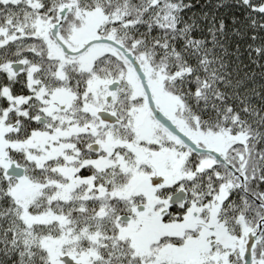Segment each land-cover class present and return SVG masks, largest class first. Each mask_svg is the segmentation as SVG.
Returning <instances> with one entry per match:
<instances>
[{"label":"snow or ice","instance_id":"6c2138e0","mask_svg":"<svg viewBox=\"0 0 264 264\" xmlns=\"http://www.w3.org/2000/svg\"><path fill=\"white\" fill-rule=\"evenodd\" d=\"M0 264H264V0H0Z\"/></svg>","mask_w":264,"mask_h":264},{"label":"trees","instance_id":"16d2710c","mask_svg":"<svg viewBox=\"0 0 264 264\" xmlns=\"http://www.w3.org/2000/svg\"><path fill=\"white\" fill-rule=\"evenodd\" d=\"M201 2H203V0H201Z\"/></svg>","mask_w":264,"mask_h":264}]
</instances>
